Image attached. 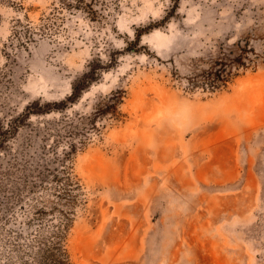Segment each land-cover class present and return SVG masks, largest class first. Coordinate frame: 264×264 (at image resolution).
Returning a JSON list of instances; mask_svg holds the SVG:
<instances>
[{
  "label": "rangeland",
  "instance_id": "rangeland-1",
  "mask_svg": "<svg viewBox=\"0 0 264 264\" xmlns=\"http://www.w3.org/2000/svg\"><path fill=\"white\" fill-rule=\"evenodd\" d=\"M66 223L69 264H264V0H0V261Z\"/></svg>",
  "mask_w": 264,
  "mask_h": 264
},
{
  "label": "trees",
  "instance_id": "trees-1",
  "mask_svg": "<svg viewBox=\"0 0 264 264\" xmlns=\"http://www.w3.org/2000/svg\"><path fill=\"white\" fill-rule=\"evenodd\" d=\"M64 6L66 9L71 10V7L74 8H81L83 10H92L91 6L88 7H80L81 5H71V4H66L64 3ZM56 9V8H55ZM44 30V29H43ZM220 74H213L209 75V79L212 76V80L208 83L210 87L216 88L217 83L219 81H223L226 79H223L222 73L224 71H220ZM228 73H226L227 75ZM92 81V77L90 73H87L81 78L78 82H74L73 84V92L71 96L68 98L69 100L75 99L79 97V92L85 88V83H90ZM32 112H39V110L32 111V109H29V111L25 114L26 116L31 114ZM67 229H68V224L66 223L64 227H60L56 231L53 232L52 235L49 237H43V238H38L37 243L39 247L38 253L40 254V257L42 258L41 261H37V256L36 254H32L31 251L27 252L23 250V246L20 243H17V241H14L11 245V252L13 253H19L22 251V254L20 255V259L22 264H27L28 261L24 260L26 255L32 256L33 261L40 262V264H69L68 260V254L64 248V241L66 239V234H67ZM38 237V236H37ZM30 249L32 248V245L29 247ZM28 249V250H30ZM0 264H13L12 262V257L9 255L8 257L4 258L3 261H0Z\"/></svg>",
  "mask_w": 264,
  "mask_h": 264
}]
</instances>
